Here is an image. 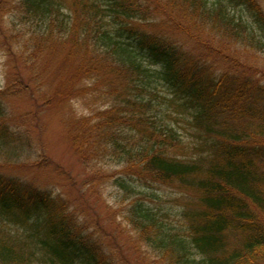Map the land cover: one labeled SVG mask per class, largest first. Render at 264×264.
Listing matches in <instances>:
<instances>
[{
  "label": "trees",
  "instance_id": "16d2710c",
  "mask_svg": "<svg viewBox=\"0 0 264 264\" xmlns=\"http://www.w3.org/2000/svg\"><path fill=\"white\" fill-rule=\"evenodd\" d=\"M161 1L156 20L143 0H14L12 29L1 25L0 30L5 38H25L33 69L59 43L82 58L107 59V70H96L98 64L90 61L72 71L63 91L70 100L76 97L71 84L94 81L102 72L124 75L126 96L118 92L120 105L111 110L121 112L120 119L101 114L94 125L77 126L78 139L93 144L102 138L112 152L103 145L100 155L109 153L136 168L142 186L180 185L200 195L198 204L183 212L178 230L137 203L132 228L146 246L171 264L259 263L264 259V70L257 61L254 70L232 62L212 65L208 54H188L180 38L196 40L191 36L201 33L177 25L175 17L225 38L227 51L239 45L264 56V9L257 0ZM2 10L0 15H7ZM7 97L2 90L0 150L14 143ZM32 100L42 111L52 105L44 96ZM182 124L191 132V159L172 155L185 146L176 127ZM115 183L135 190L121 177ZM68 204L0 173V263L117 264L95 229H81Z\"/></svg>",
  "mask_w": 264,
  "mask_h": 264
},
{
  "label": "rangeland",
  "instance_id": "374dc122",
  "mask_svg": "<svg viewBox=\"0 0 264 264\" xmlns=\"http://www.w3.org/2000/svg\"><path fill=\"white\" fill-rule=\"evenodd\" d=\"M143 1L148 3L152 16L156 20L160 19L157 12L163 2ZM257 1L264 9V0ZM13 3L14 0H0V11L5 9L7 13L0 15L3 29H12ZM167 13L170 17L171 8L167 9ZM175 18V21L179 20L177 25L201 33L200 38L191 36L196 40L180 38L184 40L182 44H185L188 54L194 57L208 54L211 56L208 62L212 65L232 62L240 67H254V70H257L254 63L257 61L264 70V56H257L239 45H233L227 51L225 38L211 37L207 30L195 29L190 20ZM164 26L158 29L164 30ZM1 31L0 92L5 90L8 93L7 124L14 143L0 150V173L18 177L40 190L59 195L65 203L71 202L68 204L70 212L78 220L81 229H95L98 234L95 236L107 244L106 248L117 264H171L141 241L132 228V209L137 203H142L156 212L163 222L178 230L183 224V212L198 204L199 193L180 185L142 186L135 178L136 168L121 164L116 157L109 155L112 151L102 143V138L92 140L93 144L90 140L87 143L78 139L76 128L80 124L92 126L98 121L96 118L108 112L110 116L120 119L118 115L121 112L111 110L120 105L115 104L117 98L126 96L123 92L126 86L124 75L102 72L99 80L95 78L94 81L71 84L76 97L70 100L63 96V91L69 86L72 71L80 70L82 64L90 61L98 64L94 66L96 70H107L108 66L104 64L107 59L103 61V57L99 60L92 56L82 58L77 52L72 53L66 44L59 43L49 56L43 55L42 63L33 69L30 64L33 60L31 50L23 46L25 38L17 41L14 35L5 38ZM118 92L121 95L117 97ZM34 96H44L52 101V105L43 111L42 108L36 109L32 100ZM176 127L185 146L172 151V155L176 154L181 159L193 158L195 151L192 150L193 141L188 126L182 124ZM14 131L18 136L14 135ZM94 138L97 139L96 133ZM140 138V135L136 137L137 140ZM103 145L108 155H100ZM81 152L84 154L83 160ZM15 153L19 157L14 156ZM103 156L107 157L102 159ZM112 176L132 183L135 190L130 192L120 188ZM256 264H264V259Z\"/></svg>",
  "mask_w": 264,
  "mask_h": 264
}]
</instances>
